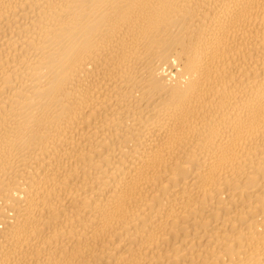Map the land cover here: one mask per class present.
I'll return each instance as SVG.
<instances>
[{
    "label": "bare ground",
    "instance_id": "obj_1",
    "mask_svg": "<svg viewBox=\"0 0 264 264\" xmlns=\"http://www.w3.org/2000/svg\"><path fill=\"white\" fill-rule=\"evenodd\" d=\"M0 264H264V0H0Z\"/></svg>",
    "mask_w": 264,
    "mask_h": 264
}]
</instances>
